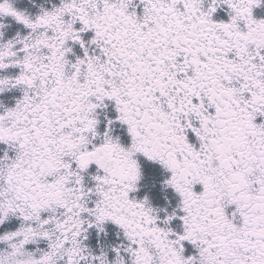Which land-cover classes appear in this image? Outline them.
Masks as SVG:
<instances>
[{
    "label": "snow or ice",
    "instance_id": "1",
    "mask_svg": "<svg viewBox=\"0 0 264 264\" xmlns=\"http://www.w3.org/2000/svg\"><path fill=\"white\" fill-rule=\"evenodd\" d=\"M0 264H264V0H0Z\"/></svg>",
    "mask_w": 264,
    "mask_h": 264
}]
</instances>
